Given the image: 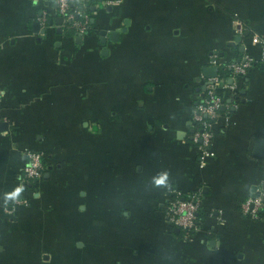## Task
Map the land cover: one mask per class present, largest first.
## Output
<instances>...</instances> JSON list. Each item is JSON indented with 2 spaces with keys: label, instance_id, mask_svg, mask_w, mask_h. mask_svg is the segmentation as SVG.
I'll return each mask as SVG.
<instances>
[{
  "label": "crops",
  "instance_id": "obj_1",
  "mask_svg": "<svg viewBox=\"0 0 264 264\" xmlns=\"http://www.w3.org/2000/svg\"><path fill=\"white\" fill-rule=\"evenodd\" d=\"M82 1L81 36L40 20L52 0H0V264H264V216L239 212L264 188V65L202 165L190 144L203 69L260 55L264 0ZM24 150L51 168L33 190ZM172 189L202 190L191 239L164 219Z\"/></svg>",
  "mask_w": 264,
  "mask_h": 264
},
{
  "label": "built area",
  "instance_id": "obj_2",
  "mask_svg": "<svg viewBox=\"0 0 264 264\" xmlns=\"http://www.w3.org/2000/svg\"><path fill=\"white\" fill-rule=\"evenodd\" d=\"M55 8L48 13L42 12L40 20L46 21L48 16H59L65 25L79 35H85L89 29L90 15L85 12L82 0H52ZM236 32L242 34L244 26L236 22ZM252 43L261 47L260 55L256 58L249 54H243L238 60L221 62L216 55L210 56V66L216 68L213 77L201 76V90L197 94L191 117L190 125L193 132L190 144L198 151L199 163L210 154L213 141V125L222 116L228 119L230 104L227 98L233 99L241 89L242 81L248 72L262 64L264 65V39L253 36ZM1 100V91H0ZM21 185L24 189H35L43 177L45 164L44 154L31 150L22 152ZM203 193L201 189L182 194L172 189L163 205L164 219L172 229H178L186 239L193 238L200 230L201 223L199 213L201 211ZM27 199V198H26ZM26 203V200H23ZM239 212L243 218L252 221L262 219L264 212V188L256 187L254 192L239 204Z\"/></svg>",
  "mask_w": 264,
  "mask_h": 264
},
{
  "label": "water",
  "instance_id": "obj_3",
  "mask_svg": "<svg viewBox=\"0 0 264 264\" xmlns=\"http://www.w3.org/2000/svg\"><path fill=\"white\" fill-rule=\"evenodd\" d=\"M100 1H102V0H99V2ZM111 1H114V0H111ZM40 17H41V13H40V15H39ZM61 17H60V21H61ZM48 25H50V23H51V20H47V22H46ZM102 34H104V33H102ZM116 34L117 33H111V37L113 36V37H115L116 36ZM203 71H204V76L205 77H207V78H209V77H213V76H215V74H216V68L215 67H211V68H207V67H205L204 69H203ZM1 125H3V124H0V126ZM255 149H256V155L258 156V157H264V141H257V143H256V146H255ZM254 190V189H253ZM176 233H179V230L178 229H175L174 230Z\"/></svg>",
  "mask_w": 264,
  "mask_h": 264
},
{
  "label": "trees",
  "instance_id": "obj_4",
  "mask_svg": "<svg viewBox=\"0 0 264 264\" xmlns=\"http://www.w3.org/2000/svg\"><path fill=\"white\" fill-rule=\"evenodd\" d=\"M43 162H44V164H45V167H44V171H43V177H42V179H41V181L45 178V175L47 174V173H49L50 172V166L48 165V163H47V160H46V157H45V155H44V158H43ZM40 181V182H41ZM262 217L264 216V212L262 213V215H261ZM169 230H170V232H173L175 229H172V228H169Z\"/></svg>",
  "mask_w": 264,
  "mask_h": 264
},
{
  "label": "snow or ice",
  "instance_id": "obj_5",
  "mask_svg": "<svg viewBox=\"0 0 264 264\" xmlns=\"http://www.w3.org/2000/svg\"><path fill=\"white\" fill-rule=\"evenodd\" d=\"M19 193V189L17 190V193L16 194H18Z\"/></svg>",
  "mask_w": 264,
  "mask_h": 264
}]
</instances>
